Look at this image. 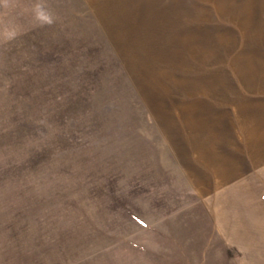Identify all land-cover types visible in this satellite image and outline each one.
I'll return each mask as SVG.
<instances>
[{
	"label": "rangeland",
	"instance_id": "obj_1",
	"mask_svg": "<svg viewBox=\"0 0 264 264\" xmlns=\"http://www.w3.org/2000/svg\"><path fill=\"white\" fill-rule=\"evenodd\" d=\"M82 3L0 0V264H264V0Z\"/></svg>",
	"mask_w": 264,
	"mask_h": 264
},
{
	"label": "crops",
	"instance_id": "obj_2",
	"mask_svg": "<svg viewBox=\"0 0 264 264\" xmlns=\"http://www.w3.org/2000/svg\"><path fill=\"white\" fill-rule=\"evenodd\" d=\"M81 1L83 2L82 6L89 7V8H103V7L104 8H111V7H121V6L125 5V0H81ZM244 106L245 105H242L240 103L238 110H237L238 128L241 127L243 129L245 128V127H242V125H245V118H244L245 107ZM255 128H256L255 126H253V129L249 127V131L251 133L250 134L251 140L249 141V145H248L250 147H247V149L249 150V153L252 154L253 156H255L254 159L257 158L256 154L260 151V140H259L260 136H259L258 130L256 131ZM207 144L208 143L193 144L195 150L198 153L199 160L201 162H208V159L206 156L209 157V155L206 154V149H205V145H207ZM239 144L243 145V146H241V149L239 147L240 152H238L237 158L245 160L246 159L245 153H247L248 150L245 149V145L242 144V142L241 143L239 142ZM212 174H214V176H217L216 178H213V180H212V183H215L217 181V178L221 174V169L219 170L217 168H214V171Z\"/></svg>",
	"mask_w": 264,
	"mask_h": 264
},
{
	"label": "clouds",
	"instance_id": "obj_3",
	"mask_svg": "<svg viewBox=\"0 0 264 264\" xmlns=\"http://www.w3.org/2000/svg\"><path fill=\"white\" fill-rule=\"evenodd\" d=\"M37 8L39 9V6H37ZM49 22H50V19H49Z\"/></svg>",
	"mask_w": 264,
	"mask_h": 264
}]
</instances>
